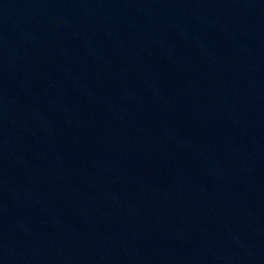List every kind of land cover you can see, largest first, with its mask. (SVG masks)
I'll return each instance as SVG.
<instances>
[{
	"label": "water",
	"instance_id": "water-1",
	"mask_svg": "<svg viewBox=\"0 0 264 264\" xmlns=\"http://www.w3.org/2000/svg\"><path fill=\"white\" fill-rule=\"evenodd\" d=\"M0 264H264V0H0Z\"/></svg>",
	"mask_w": 264,
	"mask_h": 264
}]
</instances>
